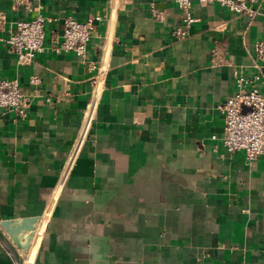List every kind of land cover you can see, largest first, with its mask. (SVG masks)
I'll use <instances>...</instances> for the list:
<instances>
[{"label": "crops", "instance_id": "0c3cea01", "mask_svg": "<svg viewBox=\"0 0 264 264\" xmlns=\"http://www.w3.org/2000/svg\"><path fill=\"white\" fill-rule=\"evenodd\" d=\"M32 1L44 52L20 64L0 43V79L28 96L26 118H0V221L41 217L25 264H264V154L226 151L219 108L258 72L264 0L195 1L184 39L173 0ZM35 14L0 0V37ZM98 15L84 58L55 51L67 17ZM0 264H16L1 242Z\"/></svg>", "mask_w": 264, "mask_h": 264}, {"label": "built area", "instance_id": "2783aa9c", "mask_svg": "<svg viewBox=\"0 0 264 264\" xmlns=\"http://www.w3.org/2000/svg\"><path fill=\"white\" fill-rule=\"evenodd\" d=\"M183 12V24L174 29L173 34L178 39L189 35V28L196 21L193 15V4L217 3L221 6L248 16H253L257 10L254 8L261 0H173ZM29 11L36 14L29 20L16 23L15 31L7 37H0L16 55L20 64H31L36 57L45 50V24L47 18L41 13L40 6H35L32 0H18ZM101 16L90 17L85 22H78L67 17L64 22L62 38L56 42V52H72L84 58L87 54L96 22ZM255 51L259 60L258 72L246 75L243 72L236 74L235 91L220 105L224 116L225 136L223 138L225 149L228 153L244 152L246 159L251 162L264 154V94L261 84L264 82V39L255 44ZM102 72L95 78L98 82ZM40 78L32 76L31 84H39ZM95 99V94H94ZM28 96L22 88L18 78L0 79V118L5 110H13L21 118L28 115ZM245 109H247L245 111ZM91 121L90 114L86 117L80 134L75 143L77 152L87 134ZM216 138V136H214Z\"/></svg>", "mask_w": 264, "mask_h": 264}, {"label": "water", "instance_id": "95a60500", "mask_svg": "<svg viewBox=\"0 0 264 264\" xmlns=\"http://www.w3.org/2000/svg\"><path fill=\"white\" fill-rule=\"evenodd\" d=\"M40 220V216H35L0 221V242L16 264H25L24 258L30 252Z\"/></svg>", "mask_w": 264, "mask_h": 264}]
</instances>
